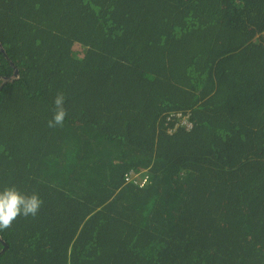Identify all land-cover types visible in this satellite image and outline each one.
<instances>
[{"label": "trees", "instance_id": "trees-1", "mask_svg": "<svg viewBox=\"0 0 264 264\" xmlns=\"http://www.w3.org/2000/svg\"><path fill=\"white\" fill-rule=\"evenodd\" d=\"M0 43V190L43 201L0 264H264V0H0Z\"/></svg>", "mask_w": 264, "mask_h": 264}, {"label": "clouds", "instance_id": "clouds-1", "mask_svg": "<svg viewBox=\"0 0 264 264\" xmlns=\"http://www.w3.org/2000/svg\"><path fill=\"white\" fill-rule=\"evenodd\" d=\"M53 103V116L48 121V126L52 128L62 127L67 116L63 94H57ZM42 203V199L36 192L29 195L22 193L15 186L4 187L0 190V230L10 228L18 216H36Z\"/></svg>", "mask_w": 264, "mask_h": 264}, {"label": "built area", "instance_id": "built-area-1", "mask_svg": "<svg viewBox=\"0 0 264 264\" xmlns=\"http://www.w3.org/2000/svg\"><path fill=\"white\" fill-rule=\"evenodd\" d=\"M182 124H184V125H186L188 128H190L191 127V123L189 122V120L188 119H183L182 120ZM148 180V178H143L142 180H140L139 182H137L138 183V185L140 186V187H143L145 184H147V181Z\"/></svg>", "mask_w": 264, "mask_h": 264}, {"label": "water", "instance_id": "water-1", "mask_svg": "<svg viewBox=\"0 0 264 264\" xmlns=\"http://www.w3.org/2000/svg\"><path fill=\"white\" fill-rule=\"evenodd\" d=\"M0 48H1L2 51H4V48L2 47L1 43H0ZM11 64H13V63H11ZM14 68H15V72H14V77L13 78L15 79V78L19 77V71H18V69L16 67H14ZM2 242L4 243L5 248L2 250L1 254L5 251L6 246H7V244L4 241H2Z\"/></svg>", "mask_w": 264, "mask_h": 264}]
</instances>
